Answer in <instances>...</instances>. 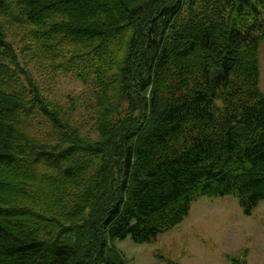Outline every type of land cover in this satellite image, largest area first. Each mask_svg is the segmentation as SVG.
<instances>
[{"label":"trees","instance_id":"obj_1","mask_svg":"<svg viewBox=\"0 0 264 264\" xmlns=\"http://www.w3.org/2000/svg\"><path fill=\"white\" fill-rule=\"evenodd\" d=\"M14 6L52 54L73 45L61 68L88 74L96 136L10 73L0 27V264H127L112 238L150 241L199 195L245 213L264 197V0H0ZM39 115L52 141L29 135ZM29 185L70 207L20 202Z\"/></svg>","mask_w":264,"mask_h":264},{"label":"rangeland","instance_id":"obj_2","mask_svg":"<svg viewBox=\"0 0 264 264\" xmlns=\"http://www.w3.org/2000/svg\"><path fill=\"white\" fill-rule=\"evenodd\" d=\"M6 9H0V27L11 46L12 56L7 61L10 73L22 84L28 73L47 99L61 106L82 132L96 136L94 113L86 105L91 89L88 74L82 78L74 69L61 68L73 45L60 43L57 53L52 54L42 39L34 36L18 6ZM258 64V86L264 91V37L258 46ZM26 128L38 141L54 139L51 124L40 115ZM27 188L33 198L22 196L20 202L54 212L70 207L66 198L53 203V195L44 186L39 191L31 185ZM16 195L9 192L3 198L18 203L12 200ZM111 243L127 264H264V197L245 213L233 194L199 195L180 222L152 240L136 242L126 235L112 238Z\"/></svg>","mask_w":264,"mask_h":264}]
</instances>
